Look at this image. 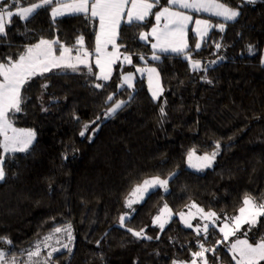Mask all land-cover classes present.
Returning <instances> with one entry per match:
<instances>
[{
    "label": "trees",
    "instance_id": "1",
    "mask_svg": "<svg viewBox=\"0 0 264 264\" xmlns=\"http://www.w3.org/2000/svg\"><path fill=\"white\" fill-rule=\"evenodd\" d=\"M39 2L20 0V6ZM221 2L239 15L229 22L195 13L213 25L225 24L223 31L213 27L199 49L190 33L184 54L159 53V59L152 60L150 44L139 39L153 25L150 15L139 26H120L117 44L122 45L120 52L131 55L132 66H116L108 81L97 80L94 68L89 74L81 67L35 76L24 86L22 111L10 117L17 127L34 131L35 141L26 153L5 155L0 236L11 244L0 243V248L24 256V248L55 227L71 225L73 251L56 255L55 264H172L191 260L200 243L216 249L205 253L210 264H235L214 227L205 239L176 217L163 230L151 224L163 205L177 214L193 202L230 218L246 193L264 202V1ZM161 4L167 6V0ZM12 5L13 0H7L15 12ZM50 10L43 7L27 21L12 18L6 36H0V62L17 59L41 38L58 40L59 51L60 44L75 48L83 36L84 47L93 52L95 19L80 14L54 20ZM186 55L203 67L217 58L222 61L194 71ZM137 65L156 67L163 89L158 100L143 78L131 89L119 88L120 73ZM109 95L113 100L106 103ZM121 101L122 108L101 121L106 109ZM93 121L96 130L82 137L83 125ZM191 150L218 154L209 169L196 172L186 168ZM153 177L168 180V192L149 193L119 226L132 189ZM249 227L245 230L250 241L264 237V216ZM129 228L143 230L152 239L135 237Z\"/></svg>",
    "mask_w": 264,
    "mask_h": 264
},
{
    "label": "snow or ice",
    "instance_id": "2",
    "mask_svg": "<svg viewBox=\"0 0 264 264\" xmlns=\"http://www.w3.org/2000/svg\"><path fill=\"white\" fill-rule=\"evenodd\" d=\"M249 2H255V0H249ZM169 6H175L180 9H188L193 12H207L211 16L222 18L224 21H232L238 15V10L231 6L221 2V0H167ZM7 5V0H4L3 4H0V36H6V28L12 22L14 16H18L21 20L27 21L35 15V13L47 6H51V16L55 20L58 16L65 14L80 15L83 14L85 19L99 20V31L96 33V66L100 69V74L96 75L97 80L107 81L111 77L112 65L121 59L119 54V47L116 43L122 20L123 23L128 25H141L145 22L149 15H154L156 20V26L151 29V32H141L139 35L140 40H147V37L152 36L156 43L152 44L154 50L159 49L161 51H172L178 54H184L185 49L188 48V44L185 40L186 29L190 21L193 20L191 15L186 14L183 11H175L173 7L164 6L161 4V0H40L39 3H32L30 6H20V0H13V5L16 7V11L13 12ZM158 7L159 10L153 12V8ZM163 21V28L159 25ZM196 27L193 31L203 39L207 35L209 28L217 27L220 31L224 30L225 24L219 23L212 25L208 20H195ZM59 44L58 40H50L41 38L37 43L28 46L26 50L19 55L17 59L8 58L7 63L0 62V149L3 153H17L27 152L29 146L35 139V133L32 130L18 129L14 127L10 114L22 111L21 105L24 103V96L22 89L24 86L35 76L43 75L50 72L52 69H65L73 72L79 71V66L83 65L88 67V58L91 53L84 47L83 36L77 39V44L80 46L77 50L75 58L70 55L72 49L65 47L63 44L59 45V55L55 54L54 45ZM112 45V51H106L107 46ZM200 43L196 44V48H200ZM219 48V45H217ZM248 51L251 54L253 52V46H248ZM189 60L190 66L194 71L199 70L201 63L198 60L191 59L190 55H186ZM143 59V57H141ZM152 59L158 60L159 57L153 55ZM122 62L132 63L130 55H123ZM264 63V60H262ZM137 71H143V69L137 68ZM149 73V89L152 91V98L156 100L158 93L162 91L159 87V77L157 74V87L153 89V74L156 73V69H147ZM89 74H92L91 68H89ZM123 82L127 84L129 88L132 87V76H123ZM42 87L47 88L44 84ZM94 87L102 88V84H95ZM113 96L109 95L106 98L107 101H112ZM125 102L121 101L115 103L114 106H109L106 109L107 116H112L121 109ZM163 108L161 113L163 114ZM99 119V117H98ZM90 124H84L83 129L80 132L82 137L91 129ZM220 145L217 144L216 148L219 149ZM218 153L213 151L211 154H205L204 156L196 157L195 150L188 152V159L190 166L192 160L195 157L201 162L199 167H211L213 160ZM5 156H0V181L5 178L4 160ZM168 180L161 179L159 177H153L146 179L142 184H138L130 192L129 197L126 198L125 206L131 208L134 203L144 198V194L154 186H160L167 189ZM134 198V199H133ZM197 209V212L201 213L203 219L211 222L216 217V213L207 212L198 208L195 204L192 205ZM171 216V212L167 205L161 210V214L154 218V223L159 222L161 230L164 228V224L167 222L165 216ZM181 219H184V214L181 213ZM264 216V202H259L251 194H245L242 206L239 208V215L231 218L230 223H225L220 232L223 235V240L228 241L229 237H235L244 224H248L249 230L253 226L257 219ZM125 224V217H120V225L123 227ZM187 227H193L190 222L185 220ZM210 223H205L202 231L207 234L209 231ZM199 235L201 229L197 227L194 229ZM129 232L133 236L141 238L143 236V230L134 231L129 228ZM61 232L67 233L69 242L72 240L71 225H65L63 227H55L53 233L45 236L40 243L34 245L33 250L28 251V259L23 264H50L53 253L59 251L57 248H53L48 253L47 257L41 262L38 258L41 255V244L47 247V242L53 238L55 234ZM247 237V232L244 233ZM146 239H152V237L143 236ZM207 236H205V239ZM0 243L11 244V241L4 236H0ZM217 244L221 241H216ZM63 247L68 248L65 244ZM199 251L193 253L194 259L191 264H197V259L201 264H210L205 253L215 252V248H206L203 243L198 245ZM71 251L70 248H68ZM229 251L232 253V259L235 264H261L264 261V237H261L255 243L249 242L247 238H236L234 242L230 244ZM37 258V259H34ZM220 258L217 257V260ZM0 264H21L16 255H9L4 251H0ZM173 264H176L174 261Z\"/></svg>",
    "mask_w": 264,
    "mask_h": 264
},
{
    "label": "rangeland",
    "instance_id": "3",
    "mask_svg": "<svg viewBox=\"0 0 264 264\" xmlns=\"http://www.w3.org/2000/svg\"><path fill=\"white\" fill-rule=\"evenodd\" d=\"M0 1H3V0H0ZM247 1H249V0H247ZM167 6H169L168 4H167ZM169 7H173V10H175V11H183V12H185L186 14H188V15H191L192 17H193V20L192 21H190L189 22V24H188V27H187V29H186V36H185V40H186V42H187V44H188V48H189V39H190V33L191 34H193L195 37H196V42H195V48H196V44L199 42L200 43V45H202V41H203V39L206 37V36H204L203 37V39H201L199 36H197L196 35V33L193 31V29L196 27V25H195V20L196 19H201V20H207V19H204V18H201V17H198V16H194V14L195 13H201V14H205V15H209V16H211L209 13H207V12H193V11H191V10H188V9H180V8H178V7H175V6H169ZM154 9H155V7L153 8V11H154ZM156 11H158V10H156ZM155 11V12H156ZM71 14H65V15H63V16H58V17H56V18H61V17H64V16H70ZM50 16H51V10H50ZM150 16V15H149ZM148 16V17H149ZM147 17V18H148ZM211 17H214V18H216V19H220V20H222V18H219V17H215V16H211ZM238 17V16H237ZM237 17L234 19V20H232V21H229V22H233V21H235L236 19H237ZM51 18H52V16H51ZM55 18V19H56ZM146 18V19H147ZM53 19V18H52ZM153 25L151 26V28L149 29V31H147V32H145V33H149V32H151V29L154 27V26H156V20H155V16L153 15ZM96 20V26H95V29H96V32H95V40H94V50H93V52H90L91 53V55H90V57L88 58V61H87V63H88V67H84L83 65H81V66H79V68H81V67H84V68H86V69H89V68H94L95 69V72H96V75H99L100 74V69L96 66V62H95V60H96V54H95V47H96V33L99 31V20H98V18L97 19H95ZM224 21V20H223ZM210 22V21H209ZM211 23V22H210ZM123 24V20H122V23H121V25ZM126 24V23H125ZM212 25H213V23H211ZM215 25V24H214ZM159 27L162 29L163 28V21L161 22V24L159 25ZM213 28V27H212ZM119 31V30H118ZM209 32V31H208ZM208 34V33H207ZM141 41H144V42H148L149 44H150V46H151V49L153 50V54H152V56H151V59H152V57H153V55H156L157 56V54H159V53H168V54H177L176 52H172V51H161V50H159V49H156V50H154L153 48H152V44H154V43H156V41H155V39L152 37V36H148L147 37V40H141ZM116 43H117V41H116ZM79 45L77 44V46L75 47V48H73L72 49V51H71V53H70V55L73 57V59L75 58V56H76V54H77V50L79 49ZM201 47V46H200ZM187 48V49H188ZM71 49V48H70ZM187 49H185V52H186V50ZM197 49V48H196ZM54 51H55V54L56 55H59V51H56L55 50V45H54ZM106 51H108V52H111L112 51V45L111 44H109L108 46H107V49H106ZM119 54H120V56H121V59L120 60H117V62L115 63V64H113L112 65V73H111V76H112V74L114 73V68L116 67V66H120V67H122V69L124 68V67H128V66H132V63L131 64H129V63H127V62H122V59H123V55H129V54H123L122 52H120V49H119ZM131 56V55H130ZM264 56V50H263V52H262V57ZM132 58V57H131ZM152 60H154V59H152ZM188 60V59H187ZM133 61V60H132ZM222 61V59L221 58H217L216 60H214L213 62H211L210 64H207V66H205V67H203L202 66V64H201V67H200V69L199 70H203V69H205V68H207V67H213V66H215L216 64H218V63H220ZM188 63H189V60H188ZM189 65H190V63H189ZM134 67V69L132 70V71H123V72H121L120 73V83H119V88H129L128 86H127V84H125L124 82H123V76H125V75H131L132 76V87L131 88H133V86H134V83H135V81L137 80V78H143L145 81H146V84H147V87H148V89H149V73H148V71H147V69H150V68H154V69H156V67L155 66H151V65H137V66H133ZM191 67V66H190ZM137 68H139V69H143V71H137ZM191 69H192V67H191ZM56 70H61V69H52L51 71H56ZM50 71V72H51ZM71 71V70H70ZM197 71V70H196ZM47 73H49V72H47ZM44 74H46V73H44ZM157 74H158V72H157V69H156V73L155 74H153V84H152V86H153V89H156V87H157V79H156V77H157ZM38 76V75H37ZM158 77H159V80H158V83H159V87H160V89H162V85H161V80H160V76H159V74H158ZM111 78V77H110ZM0 79H2V78H0ZM109 80V79H108ZM107 80V81H108ZM102 81H104V80H102ZM131 88H129V89H131ZM149 91H150V89H149ZM162 91H163V89H162ZM162 91L161 92H159L158 93V97H157V99L156 100H158L159 98H161V96L163 95L162 94ZM150 94H151V96H152V91H150ZM16 113H18V112H16ZM111 116H107V113H105L104 114V117L101 119V121H103V120H105V119H108V118H110ZM13 125H14V127H16V128H18V129H25V130H30V129H27V128H22V127H17L14 123H13ZM34 132V131H33ZM1 139H2V137H0ZM35 141V139L33 140V142ZM33 144V143H32ZM31 144V145H32ZM31 145L29 146V148L31 147ZM29 150V149H28ZM1 152H2V154H1V156H5V155H7V154H12V153H7V154H5V153H3V150L1 149ZM217 152V151H216ZM17 153H26V152H17ZM205 154H198L197 152H195V156L196 157H200V156H204ZM217 156V155H216ZM192 165L193 166H190V163H189V159H188V156L186 157V168H188V169H190V170H192V171H196V172H203V171H205V170H207V169H209L210 167H199V165L201 164V162L200 161H198L197 159H195V157L193 158V160H192ZM215 163V159L213 160V162H212V165ZM211 165V166H212ZM151 179V178H150ZM3 181V180H2ZM2 181H0V182H2ZM133 190V189H132ZM155 190H161L163 193H167L168 192V184H167V189L165 190V188H163V187H160V186H154V187H152V188H150L145 194H144V198L142 199V200H139L137 203H134L132 206H131V208H128V207H126L125 206V209H124V212H123V214L121 215V216H124L125 217V221H127V220H129L131 217H132V215H133V212H134V209L138 206V205H140L143 201H144V199H145V197L149 194V193H151V192H153V191H155ZM128 197H129V195H128ZM127 197V198H128ZM134 199V198H133ZM126 202V201H125ZM193 204H195L198 208H200V209H202L201 207H199L196 203H189L182 211H180V212H178L177 214H175V213H172L171 211V216L169 217V216H165V219L167 220V222L164 224V227L168 224V222L173 218V217H176V218H178L179 220H180V222H181V224L186 228V229H189V230H192L197 236H206L207 234H205L203 231H202V229H203V226H204V224L205 223H210V227H214L221 235H222V233L220 232V228H222L223 227V225L225 224V223H230V221H231V218L232 217H225V216H220V215H218V214H216V217L215 218H213V220L211 221V222H209V221H207V220H205V219H203V217H202V215H201V213H199V212H197V209L195 208V207H192V205ZM164 206L165 205H163L162 207H161V209H160V211L158 212V214L155 216V217H157V216H159L160 214H161V210L164 208ZM169 209V208H168ZM204 211V210H203ZM205 213H207L206 211H204ZM208 212H212V211H208ZM181 213H183L184 214V219L182 220L181 219ZM215 213V212H214ZM237 215H239V210H238V212L236 213V215H234V216H237ZM233 216V217H234ZM154 217V218H155ZM154 218H153V220H152V226L153 227H156V228H159L160 230H161V228H160V226H159V222H157V223H154L153 221H154ZM185 220H187L188 222H190L191 224H192V226L193 227H187L186 225H185ZM258 220V219H257ZM257 222V221H256ZM119 226H121L120 225V223H119ZM246 226H248V224H244L243 226H242V228H241V230L239 231V232H237L236 233V236L235 237H229V240L228 241H224L225 242V244H226V246H227V249H228V251H229V248H230V244L232 243V242H234V240L236 239V238H240V239H245V238H247L248 240H249V237L247 236V237H245L244 236V233L245 232H247L246 230H245V227ZM197 227H199L200 229H201V232H200V234L198 235L197 234V232L194 230V229H196ZM209 227V228H210ZM71 229H72V227H71ZM51 233H53V230L51 231V232H49L48 234H46L45 236H48V235H50ZM44 236V237H45ZM143 236H145L144 234H143ZM142 236V237H143ZM43 237V238H44ZM43 238H41V239H39V240H37L30 248H24L23 249V252H24V256H17L18 257V259H19V261L21 262V264H23V262H25V261H27V259H28V251H31V250H33V248H34V245H36L37 243H40L42 240H43ZM222 239H223V235H222ZM249 242H251V243H255V242H252V241H250L249 240ZM47 244H48V246L47 247H44V245L43 244H41V248H40V252H41V255H40V257L38 258L41 262H43V260H44V258L45 257H47V255H48V253L49 252H51L52 251V249L53 248H57V249H59V251H57V252H55V253H53V256H52V259H51V261H50V264H55L54 262H53V259L55 258V256L56 255H58L59 253H68V254H71L72 253V251H73V248H74V232H73V229H72V240H71V242H69V240H68V237H67V233H65V232H61V233H59V234H55L54 236H53V238L51 239V240H49L48 242H47ZM65 244H67L68 245V248H70L71 249V251H69L68 250V248H65V247H63V245H65ZM201 244V243H200ZM0 251H4V252H6V253H8L9 255H15V254H13L12 252H11V250L8 248V247H3V248H0ZM9 251H10V253H9ZM199 251V250H198ZM230 252V251H229ZM230 254H231V257H232V253L230 252ZM34 259H37V258H34ZM194 259V257H193V255H192V257H191V260H189V261H180V260H174L175 262H176V264H191V261ZM173 261V262H174ZM234 261V260H233ZM173 262H172V264H173ZM234 263H235V261H234ZM197 264H201V262H200V260L199 259H197Z\"/></svg>",
    "mask_w": 264,
    "mask_h": 264
},
{
    "label": "crops",
    "instance_id": "4",
    "mask_svg": "<svg viewBox=\"0 0 264 264\" xmlns=\"http://www.w3.org/2000/svg\"><path fill=\"white\" fill-rule=\"evenodd\" d=\"M198 14H199V13H198ZM208 16H209V15H208ZM211 30H212V27H211V28H209V30H208V31L210 32ZM209 32H208V34H209ZM208 34H207V35H208ZM207 35H206V36H207ZM263 50H264V49H263ZM262 60H264V56L262 57ZM263 65H264V63H263ZM148 90H149V89H148ZM149 93H150V91H149ZM150 95H151V94H150ZM151 97H152V96H151Z\"/></svg>",
    "mask_w": 264,
    "mask_h": 264
},
{
    "label": "water",
    "instance_id": "5",
    "mask_svg": "<svg viewBox=\"0 0 264 264\" xmlns=\"http://www.w3.org/2000/svg\"><path fill=\"white\" fill-rule=\"evenodd\" d=\"M261 1H264V0H261Z\"/></svg>",
    "mask_w": 264,
    "mask_h": 264
}]
</instances>
